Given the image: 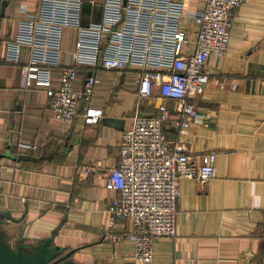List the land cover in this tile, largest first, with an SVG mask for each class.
Listing matches in <instances>:
<instances>
[{
  "label": "crops",
  "instance_id": "crops-1",
  "mask_svg": "<svg viewBox=\"0 0 264 264\" xmlns=\"http://www.w3.org/2000/svg\"><path fill=\"white\" fill-rule=\"evenodd\" d=\"M179 1L187 13L205 6V0ZM38 3L0 0V154L16 158L0 157V211L15 218L0 225L2 238L29 253L49 241L70 264H135V243L128 237L131 220L109 223L107 207L117 191L107 181L134 117L155 116L166 105L171 112L165 123L169 141L184 143L196 164L205 154L216 153L217 172L204 185L180 179L178 235L156 238L153 261L138 264H264V0H247L230 11L227 52L222 58L209 57V82L194 100L202 120L186 134L176 123L174 100L158 90L151 98L139 96L135 70L124 76L112 70L97 73L89 106L104 111L99 123H86L84 110L73 124L55 120L46 88L26 89L22 66L28 52L20 64L5 59L23 7L35 11ZM103 3L85 0V22L101 20ZM186 22L193 33L192 20ZM71 32L66 31V52L74 47ZM82 72L77 88L85 78ZM59 79L56 69L54 87ZM20 143L38 148L23 151ZM22 154L37 160L18 161Z\"/></svg>",
  "mask_w": 264,
  "mask_h": 264
},
{
  "label": "built area",
  "instance_id": "built-area-1",
  "mask_svg": "<svg viewBox=\"0 0 264 264\" xmlns=\"http://www.w3.org/2000/svg\"><path fill=\"white\" fill-rule=\"evenodd\" d=\"M246 1L205 0L202 9L187 13L179 0H104L101 20L85 22V0H39L35 11L23 7L16 38L6 43L5 59L20 64L23 52H28L29 60L22 66L26 89L45 87L53 117L68 124L82 110L86 123L100 122L104 111L89 106L100 70L119 76L135 70L139 96L151 98L158 90L163 98L174 100L176 123L186 134L202 120L194 100L203 96L209 82V57L225 56L230 11ZM186 18L195 26L193 33ZM68 29L74 30V47L66 52ZM56 69L58 87L53 86ZM82 71L85 78L77 88ZM170 115L161 105L155 116H135L122 135L119 162L108 176L107 187L117 191L107 207L109 223L131 220L128 237L135 243V264L153 261L156 238L177 237L180 179L193 178L204 185L217 172L216 153L205 154L196 164L184 143L169 141L165 123ZM37 148L18 145L28 152Z\"/></svg>",
  "mask_w": 264,
  "mask_h": 264
},
{
  "label": "water",
  "instance_id": "water-1",
  "mask_svg": "<svg viewBox=\"0 0 264 264\" xmlns=\"http://www.w3.org/2000/svg\"><path fill=\"white\" fill-rule=\"evenodd\" d=\"M10 0H6V4ZM10 157V153L0 154V157ZM18 161H36L37 158L31 155H19L17 157ZM5 219L15 220L10 212L0 211V225L5 221ZM67 255L57 256V254L51 248V243L47 241L44 245H41L35 249L33 252H25L22 248L11 247L3 238L2 231L0 227V264H70L66 261Z\"/></svg>",
  "mask_w": 264,
  "mask_h": 264
},
{
  "label": "rangeland",
  "instance_id": "rangeland-1",
  "mask_svg": "<svg viewBox=\"0 0 264 264\" xmlns=\"http://www.w3.org/2000/svg\"><path fill=\"white\" fill-rule=\"evenodd\" d=\"M74 36V34H73V32H71V37H70V42L72 43V37ZM63 49H64V47H63ZM64 51H65V49H64Z\"/></svg>",
  "mask_w": 264,
  "mask_h": 264
}]
</instances>
